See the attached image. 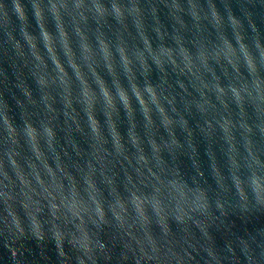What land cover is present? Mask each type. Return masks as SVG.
Wrapping results in <instances>:
<instances>
[{
	"label": "clouds",
	"instance_id": "9594fccd",
	"mask_svg": "<svg viewBox=\"0 0 264 264\" xmlns=\"http://www.w3.org/2000/svg\"><path fill=\"white\" fill-rule=\"evenodd\" d=\"M0 264H264V0H0Z\"/></svg>",
	"mask_w": 264,
	"mask_h": 264
},
{
	"label": "water",
	"instance_id": "95a60500",
	"mask_svg": "<svg viewBox=\"0 0 264 264\" xmlns=\"http://www.w3.org/2000/svg\"><path fill=\"white\" fill-rule=\"evenodd\" d=\"M163 18V17H162ZM185 168H187V164L185 163ZM218 242H219V237H218Z\"/></svg>",
	"mask_w": 264,
	"mask_h": 264
}]
</instances>
